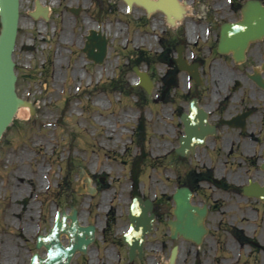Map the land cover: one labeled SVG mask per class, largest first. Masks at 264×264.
<instances>
[{"label": "rangeland", "instance_id": "374dc122", "mask_svg": "<svg viewBox=\"0 0 264 264\" xmlns=\"http://www.w3.org/2000/svg\"><path fill=\"white\" fill-rule=\"evenodd\" d=\"M45 4L52 7L49 20L34 19L29 12L35 0H20L13 58L21 100L17 109L27 107L29 115L15 113L0 139V264H9L8 256L13 264H29L34 251L44 250L35 248V240L50 228L53 208L69 212L72 205L78 208L81 224L97 226V237L87 254H76L71 264H165L174 244L180 245L176 264H193L196 257L200 264H264V202L247 198L241 190L249 179L263 181L259 165L264 139L243 142L250 156L227 154L228 142L219 139L209 140L191 160L180 158L174 153L179 130L173 136L169 123L177 122L174 111L182 89L170 88L162 100L164 89L156 86L148 94L136 85L133 65L147 68L157 81L168 69L171 50L163 38L174 33L167 29L163 14L147 16L137 5L127 12L123 0H45ZM69 7L80 8L79 15ZM200 9L189 13L182 27L199 20V15L215 17ZM87 19L101 23L110 38L102 64H94L82 52L85 36L93 28ZM2 32L0 13V38ZM25 44L32 50H24ZM164 50L166 59H154ZM137 52L145 57H136ZM46 58L51 66L43 82L36 76ZM119 76L134 86L128 96L109 87ZM165 77L168 80L169 75ZM143 116L146 136L136 143L133 131ZM189 166L199 172L212 168L216 178L232 186L197 183L196 203L216 201L207 218L210 231L200 246L182 238L171 240L166 224L172 216V194L187 182ZM88 186L98 191L91 194ZM135 194L154 201L157 221L146 242L145 258L129 263L121 235L129 227L128 205ZM32 210L35 216L28 215Z\"/></svg>", "mask_w": 264, "mask_h": 264}, {"label": "water", "instance_id": "95a60500", "mask_svg": "<svg viewBox=\"0 0 264 264\" xmlns=\"http://www.w3.org/2000/svg\"><path fill=\"white\" fill-rule=\"evenodd\" d=\"M129 7L135 1L143 5L147 12L150 13L156 9H162L167 14V20L174 25L177 20L183 17L185 9L177 0H167L168 5L177 6V12L172 13L167 10L161 3L154 0H125ZM164 3V2H163ZM19 0H0V10L3 14L4 32L0 40V136L6 126L9 124L11 117L15 111V107L19 99L15 93V71L13 62V50L17 36V27L19 23ZM78 14V10L71 9ZM49 8L43 7L39 0H36V9L31 12L35 18L43 16L48 19ZM174 14V15H173ZM226 44L232 46L233 51L241 57L251 40L259 39L264 36V8L256 0L248 1L245 4L243 20L230 24L226 30ZM223 37V39H224ZM108 38L101 29H91L86 36V42L83 47V52L87 58L94 61L96 64H101L108 51ZM220 43L219 51H228ZM24 49H30L25 46ZM177 62L180 68L187 69L185 60L179 52ZM134 71L139 77V83L148 91L151 92L152 84L148 74L145 71H140L138 67H134ZM195 78H197L195 76ZM205 116V113L201 114ZM181 119L185 123V136L181 137L180 147L177 151L185 155L189 148L193 149L195 143L202 145L204 143V135H199L194 138L190 135L192 131L193 118L191 115L184 113ZM264 168V163L262 164ZM245 193L254 195L264 200V186H260L257 182H250V185L245 186ZM192 192L187 187L178 188L174 194L175 208L172 209L175 219H170L168 224L171 230V237L177 238L182 236L185 239L192 240L197 244L202 242L203 236L207 233V228L204 225V219L207 214V206L193 205L191 202ZM129 219L131 226L128 232L123 234V240L128 244L130 258L136 256L143 257V245L146 236L153 230L155 221V213L153 211V203L150 199L142 200L134 198L130 204ZM70 220V222H69ZM66 234L69 240L67 245L61 242V235ZM95 226L81 225L77 216V211L72 208V212L68 214L66 211L62 215L58 214L57 219L46 235H40L37 239V246L45 245L48 250L46 257H41L38 253L34 254L31 264H70L72 257L77 251L82 253L87 252L88 246L94 241ZM178 254V246H174L171 251L170 258L167 264H175Z\"/></svg>", "mask_w": 264, "mask_h": 264}, {"label": "flooded vegetation", "instance_id": "af4514ba", "mask_svg": "<svg viewBox=\"0 0 264 264\" xmlns=\"http://www.w3.org/2000/svg\"><path fill=\"white\" fill-rule=\"evenodd\" d=\"M188 1L193 11L202 7L215 17L207 16L205 20L191 22L190 28L186 26L183 30L177 28L174 31L175 38L180 42L185 40L184 53L189 64H199L201 79L197 83L189 72H182L187 93L175 108L178 125L171 124L172 135L176 136L177 130L180 131L179 136L183 134L179 115L189 112L191 99L196 98L197 106L207 111L208 121L217 131L216 134L209 133L207 139L227 141L225 152L229 155L248 154L243 149V142L264 139V87L256 80L259 77L264 82V38L249 44L243 60L233 52H218L222 26L242 17V6L247 0H203V5L202 0ZM260 1L264 5V0ZM177 49L178 45L175 46V56ZM169 69L170 73H179L174 58L170 60ZM172 77L178 85L177 77ZM232 142H235L234 146ZM219 184V187L225 186L222 180Z\"/></svg>", "mask_w": 264, "mask_h": 264}, {"label": "bare ground", "instance_id": "6f19581e", "mask_svg": "<svg viewBox=\"0 0 264 264\" xmlns=\"http://www.w3.org/2000/svg\"><path fill=\"white\" fill-rule=\"evenodd\" d=\"M41 1V3L42 4H44L45 3V0H40ZM124 3L126 4V2L124 1ZM50 8H51V11H52V7L50 6ZM170 12H174L173 10H169ZM127 12H129V11H127ZM174 15V14H173ZM87 23L89 24V25H91V26H93V27H96L97 26V23L96 22H93L91 19H87ZM146 38H144V40H145ZM135 80H137L136 78H135ZM16 113H18L20 116H22V117H25L26 118V116H28L29 115V109L27 108V107H24V106H22V107H19L18 109H16ZM104 202H105V197H103V204H102V209H104ZM11 211H13V210H11ZM28 215H31V216H35V213H34V211L32 210V211H30L29 212V214ZM57 215V209L56 208H53V210H52V216H53V218L55 217ZM28 218H29V216H28ZM80 219H81V217H79ZM29 229H31V228H27V230H29ZM233 247V246H232ZM9 260V263H12V261L10 260V259H13L12 258V256H8L7 257ZM14 260V259H13Z\"/></svg>", "mask_w": 264, "mask_h": 264}, {"label": "trees", "instance_id": "16d2710c", "mask_svg": "<svg viewBox=\"0 0 264 264\" xmlns=\"http://www.w3.org/2000/svg\"><path fill=\"white\" fill-rule=\"evenodd\" d=\"M49 69H50V67H49L48 63L45 64L44 66H42L40 69L41 76H43L45 79L48 78ZM109 86L114 87L115 89L122 91V93H124V94H129V85L120 78L114 79L109 84ZM136 133H137V136L138 135L141 136L140 135L142 133L141 129L139 128L138 131H136Z\"/></svg>", "mask_w": 264, "mask_h": 264}]
</instances>
